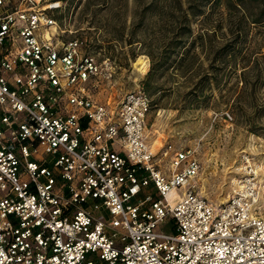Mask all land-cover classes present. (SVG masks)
I'll return each instance as SVG.
<instances>
[{"label":"built area","instance_id":"1","mask_svg":"<svg viewBox=\"0 0 264 264\" xmlns=\"http://www.w3.org/2000/svg\"><path fill=\"white\" fill-rule=\"evenodd\" d=\"M61 7L0 0V264H264V165L244 151L226 201L201 195L195 151L153 149L144 87L96 98L112 65Z\"/></svg>","mask_w":264,"mask_h":264},{"label":"rangeland","instance_id":"2","mask_svg":"<svg viewBox=\"0 0 264 264\" xmlns=\"http://www.w3.org/2000/svg\"><path fill=\"white\" fill-rule=\"evenodd\" d=\"M61 1L56 16L75 32L65 39L112 65L96 98L114 108L144 87L153 149L195 151L201 195L226 201L244 151L264 165V0Z\"/></svg>","mask_w":264,"mask_h":264},{"label":"bare ground","instance_id":"3","mask_svg":"<svg viewBox=\"0 0 264 264\" xmlns=\"http://www.w3.org/2000/svg\"><path fill=\"white\" fill-rule=\"evenodd\" d=\"M138 61H139L140 64H142V61H141L140 58L138 59ZM137 65H138V64H137ZM135 67H136V66H135ZM139 67H140V66H139ZM262 169H264V168H262Z\"/></svg>","mask_w":264,"mask_h":264},{"label":"trees","instance_id":"4","mask_svg":"<svg viewBox=\"0 0 264 264\" xmlns=\"http://www.w3.org/2000/svg\"><path fill=\"white\" fill-rule=\"evenodd\" d=\"M239 2H244L245 0H238Z\"/></svg>","mask_w":264,"mask_h":264}]
</instances>
